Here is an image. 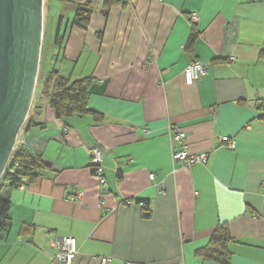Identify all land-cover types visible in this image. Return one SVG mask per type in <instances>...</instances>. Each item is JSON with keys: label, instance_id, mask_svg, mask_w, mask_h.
Listing matches in <instances>:
<instances>
[{"label": "crops", "instance_id": "obj_1", "mask_svg": "<svg viewBox=\"0 0 264 264\" xmlns=\"http://www.w3.org/2000/svg\"><path fill=\"white\" fill-rule=\"evenodd\" d=\"M105 1H77L92 9L90 25L66 17L50 67L71 81L93 78L89 108L103 121L59 120L34 96L28 118L40 126L22 128L16 146L52 168L6 190L12 226L0 264H63L50 244L57 237L75 238L74 264H220L195 256L219 222L234 240L231 264H264V0ZM193 61L207 73L188 86ZM172 127L206 164L173 162ZM96 145L106 150L102 179L91 166Z\"/></svg>", "mask_w": 264, "mask_h": 264}, {"label": "trees", "instance_id": "obj_2", "mask_svg": "<svg viewBox=\"0 0 264 264\" xmlns=\"http://www.w3.org/2000/svg\"><path fill=\"white\" fill-rule=\"evenodd\" d=\"M49 1L51 3V0ZM77 1L79 0H66L70 8V12L74 13L73 26L82 30H87L91 22L93 11L88 4L80 5L77 4ZM122 2L123 0H106L105 6L110 9L112 6ZM66 16L67 13H62L59 20L57 32L53 40V44H56L57 46L62 45L67 35L66 29H62ZM199 35V32L195 27H193L186 46V51L188 53L191 54L193 52L194 45L198 40ZM43 51L44 47L42 49V59ZM41 84V94L48 100L49 105L54 110L57 119L65 120L74 116H90L96 121H103L102 115L90 110L89 108V102L95 89L93 78L71 81L70 79L60 75L59 71L53 69L45 75ZM261 108L264 110V106ZM36 126L40 125H33L30 118H28L24 128L25 130H29L31 127ZM51 168L52 166L46 163L41 156L33 155L24 148L16 146L9 160L7 170L3 176V179H5L8 184L3 186L0 184V239L4 237V234L7 233L12 226L9 214L11 201L9 196L6 194V190L11 191L29 185L37 180L40 171L50 170ZM104 168L102 178L104 176ZM93 173L96 177H98L97 170L95 168H93ZM4 188L5 190L3 191ZM142 202L147 204L146 210H143V217L145 219H150L151 215L149 212L151 210L148 203L141 200L136 201L137 204ZM29 229L30 226L24 227L23 231L25 232V230H28L29 232ZM233 242L234 240L231 236L228 223L219 222L207 246L198 249L195 252V256L202 258L204 261L231 264L232 253L229 247Z\"/></svg>", "mask_w": 264, "mask_h": 264}, {"label": "water", "instance_id": "obj_3", "mask_svg": "<svg viewBox=\"0 0 264 264\" xmlns=\"http://www.w3.org/2000/svg\"><path fill=\"white\" fill-rule=\"evenodd\" d=\"M43 36L44 0H0V180L33 103Z\"/></svg>", "mask_w": 264, "mask_h": 264}, {"label": "built area", "instance_id": "obj_4", "mask_svg": "<svg viewBox=\"0 0 264 264\" xmlns=\"http://www.w3.org/2000/svg\"><path fill=\"white\" fill-rule=\"evenodd\" d=\"M192 24L198 22L196 14L192 16ZM207 73V66L199 61L192 62L184 71V77L188 86H194L201 81V78ZM261 116L264 119V111L261 112ZM170 139L173 144L172 159L175 164H181L183 167L190 169L194 165L206 164L208 162V154L203 153L199 155H193L190 153L189 145L187 142V134L177 127L170 129ZM224 142L227 143L229 149H234L235 145L233 141H229L224 138ZM105 148L102 145H96L91 151V166L97 170L98 178L102 179ZM7 170V169H6ZM154 174L150 175L153 180ZM126 205H134V201L125 202ZM139 207L142 210H146V203H139ZM51 247L54 250V258L63 264H74L76 256L78 254V248L75 238L73 237H57L50 241Z\"/></svg>", "mask_w": 264, "mask_h": 264}, {"label": "rangeland", "instance_id": "obj_5", "mask_svg": "<svg viewBox=\"0 0 264 264\" xmlns=\"http://www.w3.org/2000/svg\"><path fill=\"white\" fill-rule=\"evenodd\" d=\"M62 13H67V18L74 15L73 12H70V8L66 0H44V36L42 49L43 51V63L40 65L37 87L35 90V99L41 96V82L45 75L51 71V61H53L54 53L57 52L56 48L53 45V40L55 38L58 24ZM69 13V14H68ZM41 62V60H40ZM41 64V63H40ZM1 186L8 184L5 179L0 180Z\"/></svg>", "mask_w": 264, "mask_h": 264}]
</instances>
